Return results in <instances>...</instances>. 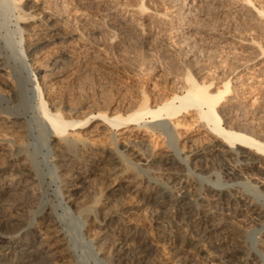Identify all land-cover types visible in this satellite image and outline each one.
<instances>
[{"label":"bare ground","instance_id":"1","mask_svg":"<svg viewBox=\"0 0 264 264\" xmlns=\"http://www.w3.org/2000/svg\"><path fill=\"white\" fill-rule=\"evenodd\" d=\"M8 1L9 0H7L6 3L9 5L13 3L11 5L16 10L18 24H28L32 22L33 28L38 26L39 29L44 30L43 32H46L47 38L52 41L51 44H57V47H59L53 54L54 57L59 58H54L51 61L54 67V78L50 79L52 76L50 78L47 76L48 78L43 79L42 76L40 81V78H38L39 76H35L37 84L36 92L40 100L39 105L42 120L48 122L50 127L47 137L51 153L53 152L54 158L60 161L54 166L57 169L60 166L64 168V165L67 163L71 164L70 166L76 169V171H78V169L80 170L76 172L79 173V176H75L74 174L70 176L72 178L70 179V183L73 185L71 186L73 188L70 189H73L72 191L74 192L69 190L71 191L69 195L65 196L62 194V196H60L63 198L64 204L69 208H71V205H69L70 201H73L72 204H74L73 206H75L74 208L77 209L76 211H78L79 215L86 220H90L94 226L100 228L102 225L98 222L99 220L97 218L98 209H101L98 205L102 197H96L91 203H89L91 199H89V202L85 200L88 189L92 188L94 183L93 180L90 179L89 170L96 168L97 171H104L103 176L112 182L107 190L106 199L114 198V201L117 202V199H122L125 197L124 195L129 192L130 194H140V190H142L140 188L143 187V185H141L139 177L142 176L143 171H149L150 173L148 168L143 167L146 164H137V161H132V157L130 158L132 153L130 154V152L133 150L130 149V146H127L126 143L134 142V145L141 150L145 145L139 143V140L146 141L151 137L154 139H163L166 137L164 134L165 130H161L163 127L159 129V125L156 124L159 122V124L163 122L165 128L166 125L172 127L171 129L169 127L170 132L175 135L178 142L181 139L178 130L181 128L184 129L185 126H189L183 121L191 115V112H195L197 122L199 123L197 124L201 128L205 126L210 128L211 133L207 131L209 132V137L207 140H204V142L202 141V143L195 139H187L186 142L189 144V151L185 152L184 146L180 148L178 144L176 149L172 150V147H170V149V145L166 143V148L168 149H163L164 151L159 152L158 164L161 166V171L165 172L164 175H168V178L172 179L173 183L161 182L160 180L164 178V176L150 177L147 173L149 178L144 189L150 192L146 195H140L142 199L139 200V205L127 207L122 210H119L116 205L114 211L102 212L104 213L103 220L107 219L110 214H114L117 217L115 223H117V221H125L129 218L125 221L128 233L121 234L119 232L124 230H122L123 228H118L119 231L117 230L112 236L109 234L110 238H107L101 237L99 232H93V237L98 240L99 243L98 253L105 255V258L108 259V262H111V264H198L199 261L201 262L206 258H210L214 261L216 260L219 264H264V253L261 249H256L255 251L253 247H248L240 236H236L235 238L238 239V242L243 244V248H241L242 246L238 248L239 245H237L238 247H236V249H230L234 245L230 247L229 244L228 246V241L233 240V237H228V227H224V225L228 226V224L226 220H222L223 217L211 210L216 208V204L217 206L218 204H222V199L226 196L225 193H231L229 197H233L232 200L234 197L236 198V193H238V195L242 194L244 197L241 200V202H244L243 205H241L242 207H245L246 204L252 201L246 208L248 209L249 217H252L251 220L259 221V223L255 221L258 223L259 227H255L253 230L259 235L258 239L260 240V246L264 247V243H262V241H264L262 240V237H264V206L259 201V198H264V188L261 187L264 186V183H258L256 179L255 182H252V179H254L252 177L254 175H257L259 179L264 181V104L263 106H261L262 104L257 106L255 105L256 103L253 102V106L251 105V108H248V105L244 103L233 101L231 97H234L235 93L234 85L231 80H222V82H220L221 85L214 83V78L208 79V74L210 73L207 71H209L210 67H205L206 64L204 66V64H202L203 61L201 62L195 57L192 59L187 57L185 64L183 63L184 65H181V61V63L179 62V66H183V68L181 70L179 69L180 72L178 71L179 73L175 75L176 78L174 77L176 80L175 87H171L172 90L170 89L158 100H151V96L144 90L139 91L140 99L128 106L115 101V103H112L113 101L105 102V98L102 99L106 104L101 101L102 99L96 101L94 100L95 98L92 101L82 102V99L79 100L78 96L81 95L80 89L83 87L78 90L76 89L77 93H75L74 87L72 88L71 85H69L72 81L70 80L71 82H69L67 79H69L68 77L71 74H79L85 71L83 69L87 68L90 61L96 57L93 51L89 49L92 48L93 45L91 44L92 41H89V37L87 38L90 34H86L87 36L85 37V39H88L87 45H89V48L87 49L83 48V46L78 47L79 38L81 36L80 33H74V31H78L76 29L77 19L75 20L74 17L71 16L73 6H77L78 4L82 5V3L86 1L43 0L44 2H42L41 7L35 9H31L30 6V8L27 7V5L22 2L23 0ZM246 2L252 3V0H237L233 6H236L237 9V6L246 5ZM99 3L97 4L99 5ZM192 3L187 2L186 5L188 4V6L185 5L187 7L186 9H189V5H192ZM89 5L90 4H86L88 7ZM138 7L143 11L147 9L143 3ZM104 8V10L107 11L106 9L109 7ZM240 9H237L238 12H242V14L249 17L251 16L252 13L249 14V11L252 8L249 10L248 8ZM36 10L40 12L34 13ZM104 10L103 12H105ZM262 17H264V7L260 6L256 7L255 17L249 19L252 22L255 21L256 18L259 20ZM103 20L105 19L103 18ZM123 21H126V19L123 20L120 18L118 21L114 22L111 20L103 21L108 22L105 24L106 28L108 31L113 32V35H110L111 40H108L109 42L107 44L112 45L115 50L117 49L118 51V49L129 47V45L132 44L148 49L160 45L159 40V42L156 40V45V38H148L145 40L143 37L142 39L139 38L137 35L142 32L136 34L138 31L136 32L135 28V37H133L131 33L132 38L129 36L127 37L126 34L122 35V33H125L124 29L126 27ZM78 26L80 27V25ZM82 29H84V26ZM30 30H27L20 24V32L22 35ZM192 35H194V33L191 32L187 35L188 38L182 35L175 40L176 42L181 41L180 43L192 42L191 38H194ZM78 36L80 37L78 38ZM154 37L155 36H153V38ZM45 41H47V39ZM59 43L62 46H59ZM181 46L178 50H181ZM37 50L36 52L33 51L30 55L26 54L24 57L26 62L31 56H33V60H38L36 63L34 62L35 65L28 63V66L27 64L26 70L30 71L32 74L35 72V69L41 65L39 62L43 60V58L41 60L38 56L42 52L41 48ZM159 50L157 51L159 52ZM183 52L185 54L186 51ZM262 53H264V50ZM180 54L182 55V52ZM174 58L176 57L174 56ZM143 60H146L144 56ZM57 61L62 62L56 65ZM145 62L147 63V60ZM168 63L177 67L173 65L175 64L173 59L169 60ZM4 65L5 64L0 63V71L5 69ZM172 69L174 68L172 67ZM154 70L155 68L153 71ZM175 70L177 69L175 68ZM175 70H172L170 73L175 72L172 75L176 74L177 71ZM28 71L26 73H29ZM5 86L6 88H12V86H8L7 84ZM69 86L70 88H68ZM72 86H74V84ZM163 89L164 87H162V90ZM82 90L84 91V89ZM75 96L78 98L73 101ZM104 105L105 107H103ZM63 106L69 107V112L63 111ZM16 110L14 109L11 112L4 111L7 115L0 114V158L2 157L4 160L5 158L13 160V156H16V158L17 155L20 156L19 153L21 150L18 149V151H15L17 150L15 148L17 142L26 134L25 127H23L21 123L23 121L19 120L21 114L19 113V116L12 115L18 114ZM149 119H151V122L142 123V121ZM91 121L92 123H90ZM152 122L155 124H150ZM93 137H106L109 142L108 146L99 145ZM131 137H134V139ZM130 138L132 140H130ZM135 138L138 140L136 141ZM123 140H127L128 142H121ZM20 146L21 145H19V148ZM22 158L25 160L24 157ZM23 159L21 162H12L11 167L9 166L10 172L8 175H3L8 171V165H5L6 162L4 163V160L0 162V179L8 181L5 182L2 180V182H0V202L2 199L7 201H11L9 198L14 200L21 199L24 193H32L33 195H31L34 197L33 190L37 188L35 187L37 178L35 177L32 167L24 163ZM210 160L219 161L221 168L217 171L210 172L207 176L203 175L201 171L207 170L206 162ZM229 161H234L233 165L226 166ZM203 162L206 165H203ZM180 166H184L186 170L191 166L192 168L190 169H192V172L188 171V174H186L187 172L183 173L182 170H180ZM241 168L243 174L247 176L246 179L236 178ZM133 171L136 172L135 175L127 176L128 173ZM212 174L215 175V179L211 178ZM200 177L206 181V183L204 182L205 184ZM184 183L188 184L187 188L183 186ZM191 183L198 185V187L195 188L196 195H188V193H186L188 191H184V189H188ZM77 186L79 187L77 188ZM155 186H158V188L155 189ZM247 187L251 189L248 190ZM206 190L210 192V196L212 197L218 195L216 200L217 203L215 201V205H212L209 202V204H207V209H200V207L203 206H201L202 202L199 203L198 200L204 199L201 194ZM233 191L236 193H233ZM33 199L35 200V198ZM64 199L67 200L65 201ZM159 199L161 201H159ZM8 210L9 208H6V206L0 209V228L2 227L10 230V232L5 230L6 234H4V230V232H0V264H7V261H9L8 264H25L28 263V261L32 262L31 264H63L64 262L70 264L71 249H69L68 246L69 234L64 232L60 223L61 221H59L57 217L45 211L48 223L45 226L34 228L36 227L34 224L39 223H34V221L37 220L33 219L27 222L26 219H23L24 217L15 218L14 214H11ZM43 213L44 211L42 214ZM133 213L141 215L144 219L154 218L156 224L155 229L161 233L160 238H163L162 241L164 243L161 244L158 242L155 236L153 237L146 227H143L136 219L131 218L130 216ZM182 225H185V227ZM23 229L29 232H34V229H39L38 234L35 235L39 238V245L34 249H32L30 242L20 238L19 234ZM164 244H168L171 247L169 253L166 252L163 246ZM66 245L67 247L64 250L63 247ZM227 247L229 249H227ZM3 249L7 250L6 254L2 253ZM261 257H263V259ZM220 258H222V260Z\"/></svg>","mask_w":264,"mask_h":264},{"label":"rangeland","instance_id":"2","mask_svg":"<svg viewBox=\"0 0 264 264\" xmlns=\"http://www.w3.org/2000/svg\"><path fill=\"white\" fill-rule=\"evenodd\" d=\"M44 1L23 0L22 2L25 3L27 7L30 6L31 9H35L41 7L42 2ZM85 1L86 2L82 3V5L78 4L77 6H73V12H71V16H73L75 20L77 19L76 22L78 23H76V29L78 32L74 31V33H80L81 36H78V38L80 37L78 47L83 46V48L87 49L89 48V45H87L88 39H85V37L90 34L87 36V38L89 37V41H92L91 44L93 45L92 48L89 49L93 51L96 57L90 61V64L87 68L83 69L85 71L79 73L80 75L77 73L74 75L71 74V78L70 76L68 77L69 79L67 80L69 82L72 81L69 85H71L72 88L74 87L73 89H75V93H77L76 89L78 90L83 87L80 89L81 95L78 96L79 98L75 96L76 98L74 97L73 101H75V99L77 98L79 100L82 99V102L92 101L94 98V100L96 101L105 98V102L113 101L112 103L118 102L123 103V105L125 106H128L137 102V100L140 99L139 91L144 90L148 92V94L151 96V100H158L160 97H163L166 92H168L170 89L172 90V88L175 87V75L180 72L179 69L181 70L183 68V66H179L180 63L182 62L181 65H184L187 57L189 59L195 57L201 62L203 61L202 64H204V66L206 64L205 67L209 66L211 68V70L209 68L210 72L207 71L210 74H207L209 75L208 79L214 78V83L221 85L220 82H222V80H231L234 85L233 87L235 93L234 97H231L233 101L244 103L248 105V108H251V105L253 106L254 103H256L255 105L257 106H260L261 104V106H263L264 53H262V51L264 50V17L259 20L256 18L255 21L252 22L249 18L255 17L256 7H264V0H252V3L246 2V5L237 6L238 10L240 8H248V10L252 8L253 10L250 9L249 11V14L252 13L250 17L242 14V12H238L236 6H233L235 5V2L237 0H94L95 2L93 0ZM6 2L7 0L0 1V63L5 64V69L0 71V114L7 115L6 113H4V111L11 112L12 110L17 109L16 112L18 114L12 115L19 116L21 114L19 116V120L23 121L21 123L22 126L25 127L24 129L26 131V134L22 139L17 142L15 148L17 149L15 151H18V149L21 150L19 153L20 156L17 155V158L16 156H13V160H9V158H5L4 160V158L1 157L2 159L0 158V162L4 160L3 162H6L5 165H8L7 167H11L12 162H21L23 159L22 157H24V163H27L32 167L35 177L37 178L35 186L37 188H35L36 190H33L34 197L32 196V193H24L21 199L14 200L12 198H9L11 199V201L2 199L0 202V206H6V208H9L8 211L11 214H14L15 218L24 217L23 219H26L27 222H30L33 219L37 220L34 221V223H39H35L34 225L36 227L34 228H38L39 226H45L48 223L45 211L50 212L52 213V216L57 217L59 221H61L60 223L63 227L64 232L70 235H68V246L69 249H71V262L69 261L70 264H111V262H108L109 260L105 258V255L98 253L99 243L98 240L93 237L92 233L99 232L101 237L110 238V235L112 236L115 232H117V230L119 231L118 228H123L122 230H124L125 232L122 231L119 233L126 234L128 233V231L126 230L125 221L129 218H127L125 221H117V223H115V219L117 217L114 214H110L108 216L109 219L105 217L107 218L105 220H103V214L106 213V211H114V208L116 209V205L119 210L139 205L138 202L142 199L141 196L143 194L146 195L148 192H150L149 190L144 189V186L147 184L149 175L150 177L164 176V178L160 180L161 182L164 181V183H173L172 179H169L168 175H164L165 172L161 171V166L158 164L159 152L164 151L163 149H168L166 148V143L167 145H170L169 148L172 147V150H175L178 144L180 148L184 146L185 152L189 151L190 148L189 144L186 142L187 139H195L199 142L201 141L200 143H202V141L204 142V140H207V138L209 137V132L211 133L210 128H207V126L201 128L198 125L199 123L197 122L195 112H191V115L185 118V120L183 121L186 122L185 124L189 126H185V130L182 128V130H178L181 135V139L178 142L175 135L170 132V129L172 127H170V125L167 126L165 124V128L164 123L161 122L162 124H159V122L156 123L159 125V129L163 127L161 130H165L164 134L166 135V137H164L163 139H154L151 137L146 141L139 140V143L145 145L143 146L145 149L143 148L141 150L134 145V142L126 143V145L130 146V149L133 150L132 152H130V154L132 153L130 155V158L132 157V161H137V164H146L147 166L145 165L143 167L148 168L150 170V173L149 171H143L142 176L139 177V181L141 182V185H143V187L140 188L142 189L140 190V194H130V192L126 195L123 194L125 197H123L122 199H117V202L114 201V198L106 199L107 190L109 189V185L112 182L103 176L104 171H97L96 168H90L91 170H89V176L94 183L92 188L88 189L85 200L89 202V199H91V201L89 202L91 203L93 202L92 200L96 197H102L100 198V204L98 205V207L101 209H98L97 214V218L99 220L98 222L102 225L100 228L94 226L90 220H86L84 217L79 215L78 211H76L77 209L74 208L75 206H73L74 204H72L73 201H70L69 203L72 209L64 204L63 198L61 197L62 194L67 196L73 190L70 189L73 188L71 187L73 185L70 183V179H72L70 176L72 174H74L75 176H79V173L76 172H79L80 170L78 169V171H76V169L70 166L71 164L67 163V166L65 164L64 168L62 167L63 169L61 168V166L58 169L54 166L60 161L54 158V155L52 154L53 152L51 153L50 144L48 143L47 137L48 132L50 131V127L48 122L42 120L41 109L39 105L40 100L36 92L37 84L35 81V76H39L38 78H40V81L42 76L43 79L48 78L47 76H49V78L52 76L50 79L54 78V67L52 66L51 61L54 58H59L54 57L53 55L54 52L59 49V47H57V44H51L52 41L47 38L48 36L46 32H43L44 30L39 29L38 26L33 28V23L30 21H27L30 22L28 24L20 23L21 26L25 27L27 30L31 29L30 31H26L25 34L22 35L20 32V24H18V21L16 19V10L11 5L13 3H10V6ZM8 2H10V0ZM187 2L192 3V5H189V9H186V6H188V4L186 5ZM94 3H99V5H96ZM141 3L146 6L147 9L145 11L141 10L138 7ZM86 4H90L91 6L89 5L88 7L86 6ZM104 7H109L110 9L108 8L106 9L107 11H105ZM103 10L106 12V14L105 12H103ZM180 10L183 11L181 12ZM38 11L39 10H36L34 11V13H38ZM102 17L105 20H103ZM109 17L113 18L110 19ZM117 18H121L123 20L126 19L127 21H123L126 27L124 29L125 33H122V35L126 34L127 37L129 36L130 38H132V35L133 37H135L136 34L142 32L141 34L137 35L139 36V38L142 39L143 37L144 40L148 38H156V45L157 41L159 40L160 42H158L161 46L157 45V47L148 49L146 47L141 48L132 44L129 45V47L118 49V51L117 49L115 50L112 45L107 44L109 42L108 40H111L110 35H113V32L108 31L105 25L108 22L103 21L111 20L114 22L119 20ZM78 25H80V27ZM85 25L87 28L85 27ZM130 25H132L133 28ZM83 26L86 30L82 29ZM128 27L130 30L128 29ZM134 28L136 29V32L138 31L136 34H134ZM179 28L181 31L179 30ZM80 31H82L83 33ZM191 32L195 35H192V37H194L191 38L192 42H176V38L182 35H184V37H187V35H189ZM153 36L155 37L153 38ZM46 39L47 41H45ZM176 43L178 46L176 45ZM179 45H182L181 50L179 49L180 52L178 50V48H180ZM59 46L62 45L59 43ZM39 47L41 48L42 52L41 54H39L38 52V56L39 58H41V60L43 58V60L45 61H40L39 64L41 63V65H39L35 69V72L32 74L30 71L26 70L27 64L31 63L35 65L36 61L38 60H33V56H31V58L27 59L28 61L26 62L24 57L26 54L30 55L31 53H33V51H38L37 49H40ZM157 50H159V52ZM183 51H186L187 53L185 52L184 54ZM181 52L182 55L180 54ZM172 55H174L176 58H174V56ZM143 56L144 59L147 60V63L145 62L146 60H143ZM171 59L175 61V64L173 65L177 66L178 68L168 63ZM59 62L57 61L56 65ZM170 65L174 69H172ZM154 68L155 70L153 71ZM168 68L170 71L168 70ZM175 68L177 70H175ZM172 70L177 71L176 74L172 75L173 73H175H170L172 72ZM27 71L29 73H26ZM6 84L8 86H12V88H6ZM73 84L74 86H72ZM162 87H164L163 90ZM68 88H70V86ZM82 89H84V91ZM103 99L101 101H103ZM103 107H105V105ZM69 110V107L63 106V111L69 112ZM92 121L90 123H92ZM143 122L149 123L151 122V119L142 121V123ZM150 124L155 123L152 122ZM93 138L96 139V142H98L99 145L108 146L109 142L107 141L106 137ZM131 138L134 139V137ZM131 138L130 140H132ZM135 140L137 141L138 139L135 138ZM124 141L128 142L127 140H123L121 142ZM18 144L21 145L20 148ZM233 163L234 161H229L226 166H231L233 165ZM202 164H207V170L201 171L202 174L206 176L210 174V172L217 171L221 168V164H219V161L210 160L206 162V164L204 162ZM10 167L8 168V171H6L3 175H8V173L10 172ZM190 168L192 167L190 166L189 169L187 168L186 170L184 166H180V170H182L183 173L187 172L186 174H188V171L192 172V169ZM241 170L242 168L240 169L239 174L236 176V178L246 179L247 176H245V174H243ZM128 174L127 176H132L135 175L136 172L133 171ZM211 176L212 179H215L214 174H212ZM205 178L206 177L204 176V179ZM252 178H254L252 179L253 181L251 180L252 182L258 180V183H264V181H262V179H259L257 175H254ZM2 180L3 179H0V182H2ZM201 180L203 181V183H206V179L203 180L201 178ZM3 181L6 182L7 180L4 179ZM183 186H186L187 188L188 184L184 183ZM78 187L79 186H77V188ZM197 187L198 185H196L195 183H191V185L189 184L188 189H184V191L187 190L188 192L186 193H188V195H194L196 193L195 188ZM261 187L264 188V186ZM157 188L158 186H155V189ZM233 193L236 192L233 191ZM230 194L231 193H225L226 196L223 197L222 204H218L217 206V204L215 205V201L217 200L218 195L212 197L210 196V192H207L206 190L201 194L202 198L204 199L198 200L199 203L202 202L201 206H203L200 207V209H207V204H209V202L210 204L216 206V208H213L211 210L223 217L222 220H226L228 226L224 225V227H228V237H233V240L235 239L234 241H228V246L229 244L230 247L234 245L230 249H236V247H238L237 245H239L238 248H240L241 246V248H243V244L238 242V239L235 238L236 236H240V238H242V240L246 242L248 247H253L255 251L256 249H261V251L264 253V247L260 246L259 244V235H257L255 230H253L255 227H259V221L251 220L252 217H249V212L246 208L252 201L246 204L245 207H242L241 205H243L244 203L243 201L241 202V200L244 198L243 195H238V193H236V198L234 197V199L232 200L233 197L230 198ZM33 198H35V200ZM235 199H240L239 201L241 203ZM64 200L66 201L67 199ZM159 201L161 200L159 199ZM259 201L264 206V198H259ZM43 211L44 213L42 214ZM130 217L136 219V221L141 223L143 227H146V229L153 235V237L155 236V239H157L158 242H160L161 244L164 243L162 241L163 238H160L161 233H159V231L155 229L156 224L154 218L144 219V217H142L141 215H137L136 213H133ZM255 221L258 223H256ZM182 226L185 227V225ZM3 230L7 231L8 229H4L1 227L0 232H4ZM6 231L4 234H6ZM8 231L10 232V230ZM38 232L39 229H34V232H29L28 230L25 231V229H23L20 232L19 236L20 238H23L24 240L30 242L32 249H34L35 247H37V245H39V238L35 236L36 234H38ZM262 240H264V237H262ZM262 243H264V241H262ZM163 246L166 249V252L169 253L171 247L168 244H164ZM66 247L67 245L64 246L63 249L65 250ZM227 249L229 248L227 247ZM6 252V249L2 250V253L6 254ZM261 258L263 259V257ZM220 259L222 260V258ZM8 262L9 261H7L6 263L8 264ZM31 263L32 262L28 261V263L25 264ZM199 263L219 264L218 261H214L210 258H206L201 262L199 261L198 264ZM63 264H67V262H64Z\"/></svg>","mask_w":264,"mask_h":264}]
</instances>
